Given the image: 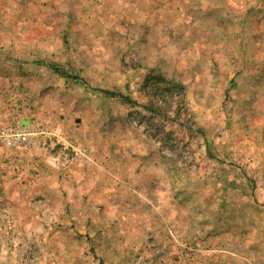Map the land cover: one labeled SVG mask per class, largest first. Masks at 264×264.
<instances>
[{
	"label": "rangeland",
	"instance_id": "1",
	"mask_svg": "<svg viewBox=\"0 0 264 264\" xmlns=\"http://www.w3.org/2000/svg\"><path fill=\"white\" fill-rule=\"evenodd\" d=\"M0 100L59 172L130 153L163 211L143 248L90 211L62 249L52 205L4 188L0 264H264V0H0Z\"/></svg>",
	"mask_w": 264,
	"mask_h": 264
},
{
	"label": "crops",
	"instance_id": "2",
	"mask_svg": "<svg viewBox=\"0 0 264 264\" xmlns=\"http://www.w3.org/2000/svg\"><path fill=\"white\" fill-rule=\"evenodd\" d=\"M3 123L6 124L0 122V130L18 122L11 116ZM100 146L103 147L99 145L93 153L97 159L93 165L95 167L75 162L59 172L44 160L45 156L42 155L47 151L17 149L9 153L0 139V190L5 188L6 197L11 203L19 202L22 205L33 197H41L50 203L63 219L62 228L56 232L60 235L57 239L63 241L59 244L62 249L69 246L68 240L73 244L79 233L78 229L70 228V224L77 221L78 227L85 232L88 219L94 220V217H89L90 211H100L102 227L114 228L112 230L119 235V243L113 249L143 248V243L137 245L135 242L137 236L154 233L157 229L154 219L157 212H160L158 216L163 212L158 204L162 201L157 203L158 198L154 195L152 177L147 180L135 177L136 165L130 153L119 154L116 167L119 178L117 175H114L117 178L108 177L102 171L107 151ZM13 169L25 170L26 177L13 181L9 177ZM6 173L8 176H4ZM33 173H37L36 177L31 176ZM18 210L22 213L26 209L20 207Z\"/></svg>",
	"mask_w": 264,
	"mask_h": 264
},
{
	"label": "built area",
	"instance_id": "3",
	"mask_svg": "<svg viewBox=\"0 0 264 264\" xmlns=\"http://www.w3.org/2000/svg\"><path fill=\"white\" fill-rule=\"evenodd\" d=\"M46 135L45 131L28 129L22 126L3 128L0 131V139L9 150L31 148L41 146V139Z\"/></svg>",
	"mask_w": 264,
	"mask_h": 264
}]
</instances>
